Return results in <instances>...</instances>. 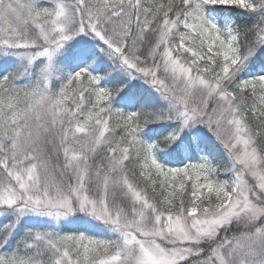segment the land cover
I'll use <instances>...</instances> for the list:
<instances>
[{"label":"snow or ice","instance_id":"6c2138e0","mask_svg":"<svg viewBox=\"0 0 264 264\" xmlns=\"http://www.w3.org/2000/svg\"><path fill=\"white\" fill-rule=\"evenodd\" d=\"M0 264H264V0H0Z\"/></svg>","mask_w":264,"mask_h":264}]
</instances>
